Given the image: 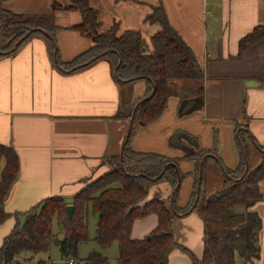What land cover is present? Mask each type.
Returning a JSON list of instances; mask_svg holds the SVG:
<instances>
[{"label":"crops","instance_id":"obj_1","mask_svg":"<svg viewBox=\"0 0 264 264\" xmlns=\"http://www.w3.org/2000/svg\"><path fill=\"white\" fill-rule=\"evenodd\" d=\"M53 1L66 5L62 0H1L5 9L23 15L48 14ZM207 2L89 0L90 6L98 10L100 32L115 23L118 35L137 30L147 42L159 26L147 22L146 16L161 3L169 24L201 65L202 107L180 118L178 99L171 98L166 109L174 115L164 127L167 135L163 136L161 126L157 134L145 125L136 128L132 137L135 141H129L135 151H143L137 149L143 141L150 152L157 153L162 148L161 154L178 158V168L186 174L176 201L181 208L189 202L194 183V162L185 157L190 148L209 150L210 160L217 164L219 159L221 167L233 169L240 158L235 144L240 128L264 147V37L239 51L240 39L264 25V0H214L210 7ZM54 20L58 26L56 44L63 61H70L91 46L89 38L72 28L81 22L79 12L58 11ZM146 90L144 81L119 84L105 59L75 72L59 71L50 59L45 41L38 37L28 39L16 52L0 58V144L14 149L19 164L4 201V210L10 217L0 225V245L21 224L25 211L52 196L70 202L83 180L101 170L106 158L122 153L131 121L118 115L129 112V101L142 98ZM148 131L150 134L142 140V134ZM178 131L190 135L195 145L190 147V143L180 140L181 146L172 148L169 138ZM171 192L165 181L155 182L146 201L156 196L166 200ZM259 202L252 210L263 225L259 233L260 255L247 264H264V206ZM193 213L179 215L172 223V233L177 245L200 258L203 222ZM157 222L155 214L136 219L131 237L144 238ZM168 264L191 261L177 246L169 253ZM236 264L244 263L237 260Z\"/></svg>","mask_w":264,"mask_h":264},{"label":"trees","instance_id":"obj_2","mask_svg":"<svg viewBox=\"0 0 264 264\" xmlns=\"http://www.w3.org/2000/svg\"><path fill=\"white\" fill-rule=\"evenodd\" d=\"M71 10L81 15V22L72 28L89 38L92 44L70 61H63L56 44L58 26L54 16L58 11ZM146 21L159 26L150 37L152 51L147 49L137 30H126L118 35V26L114 23L108 30L100 32L98 10L90 6L89 0H71L66 5L53 1L50 13L42 15L13 13L5 9L0 0V28L9 39L0 48V58L16 52L28 39L38 37L45 41L50 59L59 71L75 72L105 59L119 84L144 81L147 85L146 94L136 100L133 110L118 115L131 121L122 149V166L118 165L116 170L85 184L70 202L52 196L25 211L23 223L17 224L2 240L0 264L29 262L36 254L48 252L52 243L57 244L63 259L77 257L79 243L88 238L89 210L97 216L96 243L101 248L117 243L116 264H168L169 253L177 246L189 256L191 264H236L237 258L247 264L259 258L262 221L252 207L263 199L259 188V183L264 180L263 151L257 166L250 167L245 140L236 135L239 163L228 169L221 167L220 160L216 159L225 175L220 190L210 196L201 193L206 160L200 162V158L195 157L197 152H187L185 157L194 162V183L189 202L181 208L176 201L181 179L186 174L180 171L178 162L163 154L135 151L129 147L135 129L154 121L171 98L178 99L179 116L188 114L180 113L185 101L196 100L192 112L200 109L204 102L201 65L192 49L169 24L161 3L152 8ZM263 37L264 25L255 27L240 39V53ZM244 134L256 149L262 148L248 133ZM2 159L0 225L10 217L4 210V201L19 166L14 149L0 144ZM158 181H165L172 189L168 207L159 198L146 201L150 186ZM67 205L73 206L72 218L67 216ZM189 211H196L203 222L200 258L173 239V221ZM149 214L157 216L156 228L142 239L132 238L133 222ZM54 221L59 227L60 238L52 232ZM209 226H219L220 230L209 231ZM46 261L52 264L49 259ZM83 263L111 264L97 252H91Z\"/></svg>","mask_w":264,"mask_h":264},{"label":"rangeland","instance_id":"obj_3","mask_svg":"<svg viewBox=\"0 0 264 264\" xmlns=\"http://www.w3.org/2000/svg\"><path fill=\"white\" fill-rule=\"evenodd\" d=\"M70 1L71 0H62V3L68 4ZM207 1H208L207 6H209V7H210V4L212 2H214V0H207ZM8 41H9L8 37H6L4 35L3 31L0 28V48L5 46L8 43ZM145 43H146L147 49L149 51H152L151 42L145 41ZM142 98H139V99H142ZM169 102H168V104H170ZM135 103H136V100L135 101L134 100L129 101V111L130 112L133 110ZM166 108H167V106H166ZM166 108L154 121L150 122L148 124V126L146 125L147 126L146 128H148V127L151 128V129H149L150 132L158 134L159 127L161 126V130L164 131L163 136L167 135L168 130H166V128L164 129V127H166V124L172 122V118H173L174 113L172 110H170V109L168 110ZM180 118H181V116H180ZM153 124H155V125H153ZM239 128H240V126L238 125L237 129H239ZM134 132H136V131H134ZM150 132L148 131V133H143L142 137H141L142 140H143V137L145 135H149ZM133 134H135V133H133ZM238 134L245 140L246 145L248 147V148H246V149H248V151H247L248 165H250V167H252V168L257 166L259 159L261 157L262 151L264 152V147H262L261 149H259V148L256 149L252 145L250 139L246 136V134H244V131L241 128L239 129ZM173 135H174V133L171 136H173ZM171 136H170V138H173ZM132 137L134 138L133 135H132ZM132 137L130 138V140H132V142H133L135 140ZM170 138L168 141L169 144H170ZM131 144L129 142V147H131ZM133 146H134V144H133ZM170 146L172 148H175V145H173V144H171ZM137 147H138L137 149L143 150L142 152H147V151L150 152V150H148L150 148H146L143 144V141H140ZM190 147H193V146L190 144ZM163 150L164 149L160 148V150H157L158 151L157 153L161 154ZM190 151L197 152V155H195V157L197 159L200 158V159H198V160H200V162L202 160H206V166L204 167V171H203V174H204L203 175V186H205V189H203V191H201V193L204 194L205 196L213 195L214 193H216L217 191L220 190L221 185H222V181H223V176L225 175V171L221 173V170L218 167V164L213 162V160H210L211 159L210 154L212 152H210L209 150L190 148L189 152ZM121 157H122V153H119L118 155H115L113 157L106 158L103 162L104 165L101 168V170L93 172L90 176L86 177V179L83 180L81 186L83 187V186H85V184L93 182L94 180H96L100 177H103L107 173H109L113 170H116L118 168V165L122 164L121 163V160H122ZM167 157L172 158L178 162L177 157H170V156H167ZM212 157H213V155H212ZM223 164L225 166H227V164L225 162H223ZM3 165H4V161L2 159V160H0V168H2ZM183 182H184V178L181 179V182H180L182 188H183ZM259 188H260L261 194L263 196V199L260 200V202L258 204L260 206H264V180L259 183ZM156 197L159 198L160 200H163L159 196H156ZM201 197H202V195H201ZM163 201L165 204V205L164 204L163 205L168 207V205H169L168 199L163 200ZM193 212H194L193 214L196 213V211H193ZM20 220H21V223H23L24 218H22ZM96 223H97V216L91 210H89L88 217H87L88 238L86 241L79 243L78 248H77V257L63 259L57 244L52 243L49 247L48 252H45V253L41 252L39 254H36L35 256H33L31 261L24 262V264H49V262L46 261L47 259H49L52 264H68L69 259H72L73 264H84L83 261L88 257V255L91 252H97V253L101 254L102 256L106 257L110 261L111 264H116V258L118 256L117 243L113 242L109 247L101 248L95 241ZM262 227H263V225H262ZM208 228H209V231L220 230L219 226H209ZM261 230H262V228H261ZM52 232H53V234L56 235V237H58V238L61 237V234L59 233V227L55 221L52 223ZM26 256H29V254H27ZM237 260H240V259L237 258Z\"/></svg>","mask_w":264,"mask_h":264},{"label":"water","instance_id":"obj_4","mask_svg":"<svg viewBox=\"0 0 264 264\" xmlns=\"http://www.w3.org/2000/svg\"><path fill=\"white\" fill-rule=\"evenodd\" d=\"M195 104H196L195 99H189V100L185 101L181 107L180 113L186 114V113L192 112V110L195 107ZM171 137H173V138H170V144L181 146L180 140H185L186 142L190 143L191 145H195L194 139L185 132H181V131L175 132L174 135ZM72 211H73V206L67 205L66 206V213H67V216L69 218H72Z\"/></svg>","mask_w":264,"mask_h":264},{"label":"built area","instance_id":"obj_5","mask_svg":"<svg viewBox=\"0 0 264 264\" xmlns=\"http://www.w3.org/2000/svg\"><path fill=\"white\" fill-rule=\"evenodd\" d=\"M68 264H73V261L72 260H69Z\"/></svg>","mask_w":264,"mask_h":264}]
</instances>
